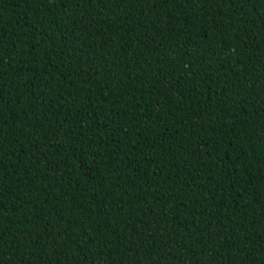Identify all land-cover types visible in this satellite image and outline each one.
<instances>
[{"label":"trees","instance_id":"trees-1","mask_svg":"<svg viewBox=\"0 0 264 264\" xmlns=\"http://www.w3.org/2000/svg\"><path fill=\"white\" fill-rule=\"evenodd\" d=\"M0 264H264V0H0Z\"/></svg>","mask_w":264,"mask_h":264}]
</instances>
